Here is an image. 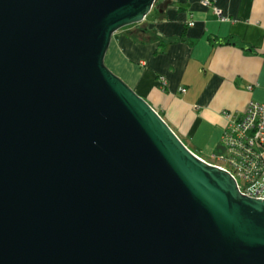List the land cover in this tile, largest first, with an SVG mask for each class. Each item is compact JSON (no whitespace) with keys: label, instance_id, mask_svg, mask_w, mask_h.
<instances>
[{"label":"water","instance_id":"1","mask_svg":"<svg viewBox=\"0 0 264 264\" xmlns=\"http://www.w3.org/2000/svg\"><path fill=\"white\" fill-rule=\"evenodd\" d=\"M157 2L0 0V264H264V199L106 64Z\"/></svg>","mask_w":264,"mask_h":264},{"label":"crops","instance_id":"2","mask_svg":"<svg viewBox=\"0 0 264 264\" xmlns=\"http://www.w3.org/2000/svg\"><path fill=\"white\" fill-rule=\"evenodd\" d=\"M202 1L163 0L114 35L106 60L206 160L223 151L224 112L264 105V0H210L225 21Z\"/></svg>","mask_w":264,"mask_h":264},{"label":"built area","instance_id":"3","mask_svg":"<svg viewBox=\"0 0 264 264\" xmlns=\"http://www.w3.org/2000/svg\"><path fill=\"white\" fill-rule=\"evenodd\" d=\"M210 2L203 0L202 5L213 6ZM213 8L216 15L225 21L223 11L216 6ZM189 25L193 26L194 22ZM162 83L165 85L166 81ZM180 91L185 92L186 89L181 88ZM223 114L227 120L221 142L223 151L212 156L213 163L200 158L226 171L237 182L243 195L264 199V105L251 102L242 114L227 111Z\"/></svg>","mask_w":264,"mask_h":264},{"label":"rangeland","instance_id":"4","mask_svg":"<svg viewBox=\"0 0 264 264\" xmlns=\"http://www.w3.org/2000/svg\"><path fill=\"white\" fill-rule=\"evenodd\" d=\"M162 2H163V0H158V2H157L156 4L159 5V4H161ZM109 60H110V58L106 60V64H107V62H108V64L111 63ZM110 65H111V64H110ZM206 160H207L208 162H211V163L215 162V161L212 160V159H206Z\"/></svg>","mask_w":264,"mask_h":264},{"label":"trees","instance_id":"5","mask_svg":"<svg viewBox=\"0 0 264 264\" xmlns=\"http://www.w3.org/2000/svg\"><path fill=\"white\" fill-rule=\"evenodd\" d=\"M154 9H155V8H154ZM133 26H137V25H132V26H128V27H133ZM128 27H126V28H128ZM229 41L232 42V43H234V44H235V43H236V44L238 43V41L235 40L234 38H230ZM239 45L242 46V44H240V43H239ZM160 116H161V114H160ZM161 117H162V116H161ZM162 118H163V117H162ZM195 154L198 155L197 153H195ZM198 156H199V155H198ZM199 157H200V156H199Z\"/></svg>","mask_w":264,"mask_h":264},{"label":"flooded vegetation","instance_id":"6","mask_svg":"<svg viewBox=\"0 0 264 264\" xmlns=\"http://www.w3.org/2000/svg\"><path fill=\"white\" fill-rule=\"evenodd\" d=\"M156 6H157V4H155L154 8H155ZM154 8H153V9H154Z\"/></svg>","mask_w":264,"mask_h":264},{"label":"bare ground","instance_id":"7","mask_svg":"<svg viewBox=\"0 0 264 264\" xmlns=\"http://www.w3.org/2000/svg\"><path fill=\"white\" fill-rule=\"evenodd\" d=\"M211 3V5H213V3L212 2H210ZM225 129V128H224Z\"/></svg>","mask_w":264,"mask_h":264}]
</instances>
